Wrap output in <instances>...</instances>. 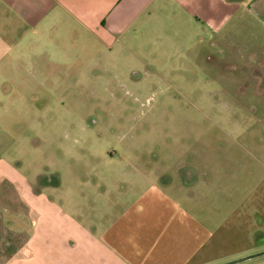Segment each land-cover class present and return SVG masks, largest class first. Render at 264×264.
<instances>
[{
    "label": "crops",
    "instance_id": "1",
    "mask_svg": "<svg viewBox=\"0 0 264 264\" xmlns=\"http://www.w3.org/2000/svg\"><path fill=\"white\" fill-rule=\"evenodd\" d=\"M261 2L0 0V190H15L0 222L24 237L20 253L0 264H219L257 253L264 217L251 211L245 236L238 225L242 214L234 221L217 219L211 174L199 170L190 153L167 154L174 166L115 169L112 162L126 163L131 153L106 144L88 154L83 147L92 166L78 161L60 169L48 159L42 172L23 167L22 148L44 156L50 147L42 150V143L51 146L54 138L13 132L9 125L20 123L14 111L21 109L29 124L40 121L42 113L30 120V111L43 92L65 89L62 78L101 76L111 69V56L119 55L149 61L145 66L155 70L157 61L179 55L174 48H186L199 32L212 39L232 15ZM248 259L231 264H259Z\"/></svg>",
    "mask_w": 264,
    "mask_h": 264
},
{
    "label": "rangeland",
    "instance_id": "2",
    "mask_svg": "<svg viewBox=\"0 0 264 264\" xmlns=\"http://www.w3.org/2000/svg\"><path fill=\"white\" fill-rule=\"evenodd\" d=\"M209 36L199 32L186 48H174L172 54L179 55L157 61L161 67L155 70L145 66L149 61L119 55L114 60L111 56V69L101 76L62 78L65 89L43 92L30 111V120L44 114L35 123L29 124L27 110H15L20 123L9 125L13 132L54 138L51 146L48 140L42 143V150L50 147L44 156L23 147V167L44 172L41 165L48 159L60 169L78 161L92 166L83 155L85 148L88 154L106 144L117 153H131V164L117 159L112 162L115 169L172 166L175 159L167 154L190 153L191 162L211 174L215 216L234 221L242 214L238 225L245 236L250 212L264 217V2L236 12ZM81 119L87 124L84 129L77 123ZM32 155L35 162L30 163ZM114 176L123 184L122 174ZM5 186L0 210L11 203L15 191ZM23 241L0 222V259L19 254ZM259 245L257 253L264 251V243ZM252 260L261 264L264 254L247 262Z\"/></svg>",
    "mask_w": 264,
    "mask_h": 264
},
{
    "label": "water",
    "instance_id": "3",
    "mask_svg": "<svg viewBox=\"0 0 264 264\" xmlns=\"http://www.w3.org/2000/svg\"><path fill=\"white\" fill-rule=\"evenodd\" d=\"M262 253H264V251L259 252V253H255V254H252V255H249V256L240 257V258H238V259H235V260L229 261V262H227V263H223V264H231V263H235V262L243 261V260H246V259H248V258H251V257L257 256V255L262 254Z\"/></svg>",
    "mask_w": 264,
    "mask_h": 264
}]
</instances>
